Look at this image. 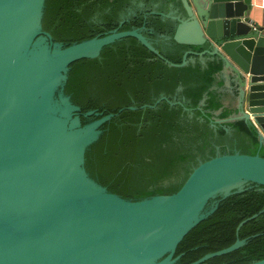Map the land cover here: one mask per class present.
<instances>
[{"label":"water","instance_id":"water-1","mask_svg":"<svg viewBox=\"0 0 264 264\" xmlns=\"http://www.w3.org/2000/svg\"><path fill=\"white\" fill-rule=\"evenodd\" d=\"M45 1L0 0V264H177L181 241L222 199L252 185L264 188V157L218 153L200 162L172 194L133 200L111 192L90 176L85 153L123 108L82 112L65 93L70 65L97 58L106 45L126 37L174 67L193 61L190 54L220 55L239 81V113L215 122L249 120L264 144V29L255 28L253 0H199L201 11L182 0L185 17L164 14L179 20L176 41L213 46L187 51L181 63L161 54L143 33L145 25L69 45L55 41L43 28ZM162 100L182 103L162 96L153 105L126 108H154ZM81 116L98 118L83 123ZM246 241L189 264H203ZM249 264H264V258Z\"/></svg>","mask_w":264,"mask_h":264},{"label":"trees","instance_id":"trees-1","mask_svg":"<svg viewBox=\"0 0 264 264\" xmlns=\"http://www.w3.org/2000/svg\"><path fill=\"white\" fill-rule=\"evenodd\" d=\"M171 11L187 15L182 0H46L42 24L65 45L145 25L143 33L175 63H181L187 51L213 50L209 42L176 41L179 20L164 16ZM188 58L194 60L182 67L169 66L138 39L126 37L106 45L99 57L70 65L65 93L82 112L97 109L107 114L123 108L102 125L103 133L85 153L88 173L111 192L133 200L172 194L200 162L218 153L264 157V144L251 121L215 122L239 113L237 75L226 69L220 55ZM162 96L182 103L162 100L154 108H126L153 105ZM97 118L81 116L83 123ZM262 210L263 187L252 185L222 199L217 210L181 241L177 264L192 263L245 238L238 249L203 264H249L263 259ZM254 214L258 215L239 226Z\"/></svg>","mask_w":264,"mask_h":264},{"label":"crops","instance_id":"crops-1","mask_svg":"<svg viewBox=\"0 0 264 264\" xmlns=\"http://www.w3.org/2000/svg\"><path fill=\"white\" fill-rule=\"evenodd\" d=\"M192 6L198 7L201 11V2L199 0H188ZM253 8L251 11V17L255 21V27L258 29H264V0H253Z\"/></svg>","mask_w":264,"mask_h":264},{"label":"built area","instance_id":"built-area-1","mask_svg":"<svg viewBox=\"0 0 264 264\" xmlns=\"http://www.w3.org/2000/svg\"><path fill=\"white\" fill-rule=\"evenodd\" d=\"M256 28V27H255Z\"/></svg>","mask_w":264,"mask_h":264}]
</instances>
